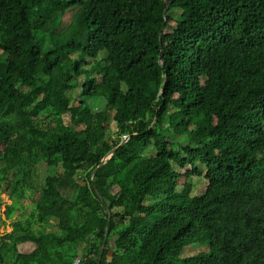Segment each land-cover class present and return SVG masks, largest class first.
Instances as JSON below:
<instances>
[{"label":"trees","instance_id":"obj_1","mask_svg":"<svg viewBox=\"0 0 264 264\" xmlns=\"http://www.w3.org/2000/svg\"><path fill=\"white\" fill-rule=\"evenodd\" d=\"M77 6L84 43L37 45ZM2 194L0 264H97L106 238L101 264H264V0H0Z\"/></svg>","mask_w":264,"mask_h":264},{"label":"rangeland","instance_id":"obj_2","mask_svg":"<svg viewBox=\"0 0 264 264\" xmlns=\"http://www.w3.org/2000/svg\"><path fill=\"white\" fill-rule=\"evenodd\" d=\"M82 13V7L77 6V8H74L73 10H70L66 13V17H62L60 14L57 15L53 22L49 23L46 27L43 33H36L35 34V40L37 45L41 46L43 45L44 49H50L51 45L48 41L49 37L51 36V32H56L63 40H68L71 38H74L77 43H84L86 36L88 35L87 29L80 27L78 24V16ZM45 14L38 13L37 15H31V21L36 24L37 17L43 16ZM40 22V21H39ZM62 34V35H61ZM47 36V39H44V37ZM42 40L45 42L42 43ZM78 57V54L74 55L72 58ZM93 65V61L89 62V65L86 67L89 69ZM80 89L79 87H75L70 92V97L73 99V101H77L79 98ZM95 106V104H94ZM65 124H70V117L68 115L64 116ZM110 130L112 134L118 133V125L116 122H112L110 125ZM176 140L177 145H183L186 144L187 138L185 136H176L173 135ZM178 138V139H177ZM178 140V141H177ZM188 169H190V166H188ZM202 175L200 177H192L190 179V183L192 184V195H202L206 189L207 181L204 178L205 175V169H201ZM54 171L52 170H45L41 166H39L37 170V175L33 178V185H34V194H29V196L35 195L38 196L41 192L42 185L44 183V179L47 175L53 174ZM179 191H181V188H179ZM0 240L7 234H10L14 230L13 224L19 220V213H16L12 219H7L5 211L6 207L8 205L12 204V201L9 199L8 194H2L0 196ZM150 201H147L149 203ZM21 211L28 215L31 210L33 209V205L29 199H25L20 203ZM36 228L39 229H45L46 231L50 230H57L54 221H51V225L49 227L43 228V226L37 225ZM19 251L21 253H28L32 250L31 246L26 245H20ZM81 246L78 245H67L64 247V251L71 254H76L79 257L83 256ZM208 251V244L206 242H197L187 248H185L181 254L182 259L185 257L194 256L201 252ZM113 256V255H112ZM8 255H6V258ZM9 258H7L8 260Z\"/></svg>","mask_w":264,"mask_h":264},{"label":"water","instance_id":"obj_3","mask_svg":"<svg viewBox=\"0 0 264 264\" xmlns=\"http://www.w3.org/2000/svg\"><path fill=\"white\" fill-rule=\"evenodd\" d=\"M168 7H169V6H168ZM168 7H167L166 10L164 11L165 14H166V12H167ZM113 153H114V151L111 152V153H110V154L104 159V161L101 163L100 166H98V168L101 167L103 164H105V163H106V162L112 157ZM96 171H97V169L94 171V174L96 173ZM106 242H107V238L104 240L103 245H102V247H101V251H100V255H99V260H98V263H97V264H101V258H102L103 252H104V248H105V246H106ZM112 255H113V253L110 252V253H109V260H110V261H112V259H113Z\"/></svg>","mask_w":264,"mask_h":264},{"label":"built area","instance_id":"obj_4","mask_svg":"<svg viewBox=\"0 0 264 264\" xmlns=\"http://www.w3.org/2000/svg\"><path fill=\"white\" fill-rule=\"evenodd\" d=\"M129 139H130V137L127 134H125V135L122 136V142L121 143L125 144L126 142L129 141ZM74 264H86V262H85V260L83 258L78 257L74 261Z\"/></svg>","mask_w":264,"mask_h":264}]
</instances>
